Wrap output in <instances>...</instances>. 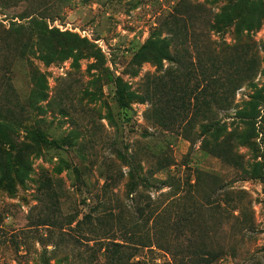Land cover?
<instances>
[{
	"label": "rangeland",
	"instance_id": "374dc122",
	"mask_svg": "<svg viewBox=\"0 0 264 264\" xmlns=\"http://www.w3.org/2000/svg\"><path fill=\"white\" fill-rule=\"evenodd\" d=\"M189 1L203 4L206 12L230 4ZM178 2L0 0V37L2 28L27 26L31 17L42 14L48 30L84 41L76 60L48 65L0 49V94L8 77L16 95L12 114L23 122L20 141L31 163L23 188L15 195L0 193V264H116L108 254L109 259L102 256V245L90 233L102 229H112V239L125 246L123 264H190L184 260L193 252L218 256L213 264H264V135L251 146L236 134L215 140L202 133L210 121L225 123L227 132L244 127L236 111L264 81V19L258 29L244 31L243 15L252 9L240 1L233 12L242 21L225 34L210 36L201 56L209 49L213 62L233 69L230 46L248 38L258 67L252 85H243L228 101L217 87L218 98L209 101L208 81L187 57L194 58L191 41L175 44L178 52L187 49L183 66L130 64ZM200 25L194 28L203 34ZM61 42L69 45L67 39ZM35 71L44 76L41 84ZM110 76H119L141 94L152 90L151 102L119 111ZM44 140L57 141L59 147ZM255 168L257 179L245 173ZM168 177L175 180V190L154 181ZM144 179L150 183L143 185ZM160 204L170 206L174 228L159 242L147 219ZM92 208L99 222L75 228ZM70 220L75 221L68 225ZM44 221L49 223L42 226ZM165 241L170 253L149 247L156 242L165 246Z\"/></svg>",
	"mask_w": 264,
	"mask_h": 264
},
{
	"label": "trees",
	"instance_id": "16d2710c",
	"mask_svg": "<svg viewBox=\"0 0 264 264\" xmlns=\"http://www.w3.org/2000/svg\"><path fill=\"white\" fill-rule=\"evenodd\" d=\"M240 1L250 4L252 9V12L247 14L248 17L243 15L245 16V21H243L244 31L249 33L253 29H258L262 23L260 19H264V0H253L251 2L249 0H230L229 6L221 7L218 12H206L203 4H194L189 0H179L173 12L165 18L162 28L153 33L133 54L130 64L135 68L144 64L162 68L164 63L183 66L185 65L183 60L187 54V49L185 50L182 47L180 48L182 52H178L175 44L180 39L184 40L181 43L182 45L186 41H191L194 48V58L187 57L191 61L194 60V62L190 61L191 67L200 69L202 75L206 77L204 81L206 82V79L208 81L210 91L207 96L209 101H214L218 98L215 89L217 87L222 89L223 101H228L235 91L239 90L243 85H252L251 81L256 76L257 59L250 55V51L254 48L253 42L245 38L244 43L230 46V49L235 52L234 61H236V67L233 69L230 66L224 68L220 64L217 65L213 62L215 59L214 53L209 49L204 57L201 56V50L204 47H208L210 36L225 34L242 21L240 19L242 15L233 12ZM45 19L42 14H38L31 17L27 26L12 23L8 29L2 28V36L0 37L1 52L14 53L18 58L25 59L29 63L38 59L47 65L53 62H62L71 57L76 60L81 54L78 46L84 41L69 33L62 34L48 30L44 22ZM197 22L201 23L203 34L194 28ZM61 38L67 39L69 45L61 42ZM56 43L57 45H55ZM173 50H176V53ZM204 60L208 62L207 66L202 62ZM232 62L233 60H229V63ZM7 71L10 74L8 68ZM33 74L37 76V82L41 84L44 76L39 74L38 71L33 72ZM189 74L190 71L187 75ZM109 84L111 85L115 107L119 111L126 112L131 109L132 104H143L151 99L152 90L146 89L142 94L133 91L131 86L123 82L119 76H110ZM2 85L5 91L0 94V193L6 192L15 195L18 189L23 188L25 185L31 163L28 158V147L20 141V130L23 122L18 118H14L12 114V109L15 108V104L12 101L16 100V95L11 89L10 79L7 77L6 82L2 83ZM163 110L165 114L169 112L167 108H163ZM235 117L238 118V122L244 125L242 129L236 126L232 131L227 132L225 123L220 124V122L210 121L202 126V133L215 140L221 137L224 140V138L236 134L235 138L243 145L257 146L259 136L264 135V81L259 89L253 91V94L244 103L243 107L236 111ZM163 125L164 127H169L170 123L165 122ZM38 137L43 139L42 134H38ZM44 144L49 147L52 145L58 146L57 141L45 142L44 140ZM214 149L212 151H215ZM245 173L251 178L254 175L255 179L260 174L256 168L252 174ZM154 181L159 183L161 187H168L169 191L175 190V180L171 177L166 178L164 181ZM141 183L148 185L150 182L148 179H144ZM170 195L174 198L176 193ZM169 207H163L160 204L158 208L151 210L150 217L147 219L149 221L148 224H151L150 228L153 229L156 235V241L160 242L161 237L174 228L171 218L172 211L169 210ZM94 213L95 208H92L90 214L84 216L81 221L76 222L75 228H78L81 224L98 220L96 218L98 215L94 216ZM74 221L70 220L68 225H71ZM43 223L41 224L42 226L49 222L44 221ZM122 229H124V225L119 228L118 232H121ZM90 233L96 237L95 244L102 245L103 257L109 259L108 254L110 259L116 264L124 263V260L122 261V249L125 246L112 239L115 233L112 229H102ZM121 242L124 243L125 241ZM164 244L165 246H162L156 242V244H151L149 247L155 246L159 250L170 253L169 242L165 241ZM217 259L218 256L216 255L208 253L205 256H199L196 252H193L188 255V260H184V262L186 261V263L189 262L190 264H213ZM129 260L126 259V261Z\"/></svg>",
	"mask_w": 264,
	"mask_h": 264
}]
</instances>
